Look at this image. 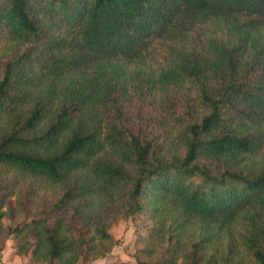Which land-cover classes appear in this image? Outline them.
<instances>
[{"label":"trees","instance_id":"trees-1","mask_svg":"<svg viewBox=\"0 0 264 264\" xmlns=\"http://www.w3.org/2000/svg\"><path fill=\"white\" fill-rule=\"evenodd\" d=\"M263 128L264 0H0V252L90 264L123 219L111 264H264Z\"/></svg>","mask_w":264,"mask_h":264},{"label":"rangeland","instance_id":"rangeland-1","mask_svg":"<svg viewBox=\"0 0 264 264\" xmlns=\"http://www.w3.org/2000/svg\"><path fill=\"white\" fill-rule=\"evenodd\" d=\"M161 51H157L154 53L153 61L151 62V65L153 67H156L157 63H159L162 59L161 57ZM124 111L127 115H136L139 114L142 117H159L160 114L165 110L161 109V107L151 105L149 98L148 99H140L137 95L132 96V98L125 102L124 104ZM264 129V128H263ZM264 132V130H263ZM264 161V147L259 151V153L252 157L250 160V167L249 170L253 171L262 165ZM25 185V184H24ZM58 192L45 185L40 188L38 191V199L37 204L34 207L33 211L37 213H41L45 211H49L51 209L52 201H55L56 198H58ZM10 201L12 203H15V197H11ZM66 210L67 214H73L72 208L70 206H66L64 208ZM63 211V210H62ZM62 211H58L57 214L61 213ZM50 216V215H49ZM52 217H55L54 214H52L49 219H53ZM24 222L23 217L18 218L16 220H4L5 226H16L18 224H21ZM238 228V227H236ZM109 234L118 241V245L115 246L111 253L108 254L105 258L97 260L95 262H92L90 264H111V263H120V262H132L134 255H135V241L137 238V230L135 222L132 220H123L118 219L117 221L113 222L109 225ZM3 241L7 240L9 243L14 246L16 244V240H14L12 237L5 238L3 235L1 237ZM225 246V243L223 247ZM10 251V250H9ZM16 264H28L27 260L25 259H19ZM79 264H89L87 261H83Z\"/></svg>","mask_w":264,"mask_h":264},{"label":"crops","instance_id":"crops-1","mask_svg":"<svg viewBox=\"0 0 264 264\" xmlns=\"http://www.w3.org/2000/svg\"><path fill=\"white\" fill-rule=\"evenodd\" d=\"M19 259L27 260L28 264H35L30 262L28 258L17 256L15 254V246H12L9 241H6L4 248L0 252V264H16L15 262Z\"/></svg>","mask_w":264,"mask_h":264}]
</instances>
